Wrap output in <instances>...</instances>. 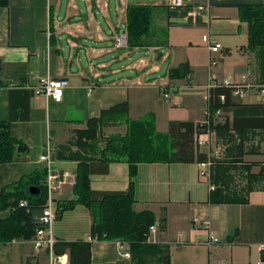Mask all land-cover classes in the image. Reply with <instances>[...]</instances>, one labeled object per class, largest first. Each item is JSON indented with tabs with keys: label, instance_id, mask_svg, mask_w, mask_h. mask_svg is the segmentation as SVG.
I'll return each mask as SVG.
<instances>
[{
	"label": "crops",
	"instance_id": "obj_1",
	"mask_svg": "<svg viewBox=\"0 0 264 264\" xmlns=\"http://www.w3.org/2000/svg\"><path fill=\"white\" fill-rule=\"evenodd\" d=\"M142 1L8 0L7 7H0V79L4 83L0 120L9 122L17 139L39 145L30 157L16 158L18 178L14 179L23 175L22 170L44 169L39 157L48 143L52 148L65 144L89 118L118 103L127 102L129 120H150L158 133H165L171 121H201L207 113L208 85L238 84L245 78L251 88L237 99L264 104L255 52L246 48L247 26L238 20L236 8L211 7L207 20L199 17L191 24L186 17L168 18L160 8L168 5L167 0ZM185 2L191 11L203 0ZM143 3L158 6L151 34L145 39L150 46L116 48L115 36L126 33L127 6ZM192 27L204 29L221 44L220 51L211 56L218 63L210 73L207 48L198 57L192 52L191 36L184 31ZM241 33L246 42L235 50L242 57L233 61L230 42ZM200 62L205 64L203 82L197 72ZM184 63L190 74L170 79L169 71ZM47 76L67 82L60 102L34 95L32 87ZM189 86L205 90L202 102ZM52 169L67 175L56 202L74 200L76 162L52 160ZM89 172L94 200L128 189L126 163L95 160ZM200 173L198 164L138 165L134 210L153 213L156 236L169 248L170 264H259L264 253V190L250 193L246 204H211ZM6 215L0 213V217ZM205 222L217 239L210 248L205 246ZM91 226L90 211L77 205L56 218L52 234L55 241L90 242L91 264H130V257L123 256L126 243L120 249L119 240H96L91 237ZM0 257L4 258L0 264H50L48 252L35 251L31 240L0 244ZM56 258L54 264H68L66 254Z\"/></svg>",
	"mask_w": 264,
	"mask_h": 264
},
{
	"label": "trees",
	"instance_id": "obj_2",
	"mask_svg": "<svg viewBox=\"0 0 264 264\" xmlns=\"http://www.w3.org/2000/svg\"><path fill=\"white\" fill-rule=\"evenodd\" d=\"M8 0H0L7 7ZM211 7L236 8L238 20L247 26V45L255 52L258 85L264 86V0H210ZM158 6L128 5L126 8V34L128 46H150L146 38L154 25ZM168 18L186 17L189 6L172 9L160 6ZM179 10V11H178ZM190 74L187 63L169 71V78L185 79ZM4 83L0 79V88ZM233 87L219 84L209 89L207 115L198 122L171 121L165 133H158L150 120L128 119L127 102L102 110L98 117L89 118L85 127L76 129L65 144L52 150L51 159L76 162L73 183L74 200L56 202L57 218L77 205L86 207L92 215L91 237L96 240L122 241L128 245L130 264H170V251L165 245L146 242L149 228L155 224L152 212H136L134 180L141 164H201L207 161L205 153L195 148V139L206 130L214 133L223 151L210 162L209 192L211 204H246L250 193L264 190V163L248 157L262 155L264 144V104L242 103L233 96ZM223 97V100L221 99ZM224 117L219 119V116ZM124 125L123 135L107 137V128ZM25 143L14 137L10 124L0 120V167L12 163L26 152ZM100 160L128 165V189L124 193H107L100 199L92 198L89 164ZM258 167V171L254 169ZM45 168L35 170L27 179L8 184L0 191V244L31 240L40 226L45 203L43 181ZM30 187L39 189L32 195ZM25 203V206H21ZM55 256H68V264H91V243L87 241H56ZM264 261V253L261 254Z\"/></svg>",
	"mask_w": 264,
	"mask_h": 264
},
{
	"label": "built area",
	"instance_id": "obj_3",
	"mask_svg": "<svg viewBox=\"0 0 264 264\" xmlns=\"http://www.w3.org/2000/svg\"><path fill=\"white\" fill-rule=\"evenodd\" d=\"M168 5L172 9H183L186 6V2L185 0H168ZM210 9V0H203L201 5L196 6L194 9L187 13V22L191 24H196L199 17H202V19L207 20L209 17ZM202 42L206 44V48L210 54L207 65L208 69H211L212 67L217 65V61L211 56L217 54L220 51L221 46L208 34L202 36ZM114 46L116 48L128 47L127 34L125 33L122 35L115 36ZM225 85L233 87V96L238 98H243L245 96L246 90L251 88L250 84L246 82L245 78H242L241 82L238 84L226 83ZM66 86L67 82L65 80L52 79L47 76L38 79L37 83L32 87V90L36 97H43L45 99L51 98L55 102H60L62 99L63 89ZM211 88H213V86H207V97L208 91ZM259 89V93L264 99V86H260ZM221 99L223 100V97ZM195 148L198 151L205 153L207 156V161L199 164V167L201 169L200 175L205 179L208 192H211L213 191V186L210 184V162L211 159L220 157L223 148L219 144H217L215 135L210 130H206L203 134L199 135L195 139ZM52 150L53 148L48 143L45 147L43 154H41L39 157V161L45 163L46 170V176L43 181L45 190V203L41 216L39 218L40 226L37 228L34 236L31 239V243L35 251L46 250L48 252L50 257V264H54L56 260H59V258H56L53 252V246L56 241L52 234V227L57 218L55 195L59 190L60 186L64 184L65 178L67 176L64 173H59L52 169ZM21 206H25V203H22ZM204 227L207 230V240L205 242V246L210 248L211 246L217 243V239L215 233L210 229L209 222H205ZM157 230L158 228L155 224L149 228L146 242L149 244L165 245L161 244L156 239ZM117 245L120 249L124 248V242L122 241H118ZM123 256L129 258V251L126 250V252L123 253ZM259 264H264V261H260Z\"/></svg>",
	"mask_w": 264,
	"mask_h": 264
},
{
	"label": "rangeland",
	"instance_id": "obj_4",
	"mask_svg": "<svg viewBox=\"0 0 264 264\" xmlns=\"http://www.w3.org/2000/svg\"><path fill=\"white\" fill-rule=\"evenodd\" d=\"M148 1H151V0H143L142 2H148ZM143 4L147 5V4H150V3H143ZM184 31L189 36H191L192 43H193V49H195V50H192V52L195 54L196 57L200 56L202 51H203V49L204 48L206 49V44L201 42L202 41V36L206 35L205 30L202 29V28L192 27V28H185ZM245 42H246V37L242 33H241V35L239 37H237L235 40L230 42L231 43L230 46H232V47H229V48H231L232 50H231V56H229V58H231L234 61L236 56L242 57L240 55V53L238 52V50H235V48L237 47L239 49L243 44H245ZM220 46H221V44H220ZM224 46H227V45H224ZM217 63H218V61H217ZM199 64H200V69L197 68V72L199 74V78L201 79V82H203V80L206 79V76H205V64H203L202 62H200ZM206 69H207V72H209L211 70V69H208V65H206ZM241 80H242V78H241ZM209 81H210V78H209ZM189 87L190 88L193 87V89L192 90H190V89H188V90H180V93H187V91L190 90V92L192 91L196 95L197 99L199 97V99L202 102V98H203V95L205 94V90L203 88H194L195 86H189ZM172 94H173L172 92L169 93V95H167V97L168 96L169 97L172 96ZM182 116L185 117L187 115L185 114V115H182ZM223 117H224V115L219 116V119L222 120ZM116 127L117 128L112 127V128L105 129L103 131L104 136L107 137L109 135H114V134L123 135L126 132V127L125 128L118 127V126H116ZM23 143H25V142H23ZM25 145L27 147V150H26V152L20 154L19 157H22V158L30 157L34 153V151H36V148L39 146L38 143H31V142H26ZM41 147H43V145H41ZM45 147H44V150H45ZM261 151H262V155L257 156V157H248V159L257 161V162H259V164L264 163V144H262V146H261ZM15 160L12 163H8V164L2 165V167L0 168V191L2 190L3 187L7 186L10 183H15V182L19 181L20 179L29 178L32 175V173L35 171L34 170V171L30 172V173H27L25 170H22L21 172L23 173V175H20V178L18 180L14 179L15 175L17 177V173L15 171V168L17 169V166H15L17 162L14 163ZM36 170L39 171L41 169H36ZM254 170H256V168ZM7 182H8V184H5ZM156 239L158 240L157 236H156ZM127 247H128V245H127ZM1 260H4V258L0 257V261Z\"/></svg>",
	"mask_w": 264,
	"mask_h": 264
},
{
	"label": "water",
	"instance_id": "obj_5",
	"mask_svg": "<svg viewBox=\"0 0 264 264\" xmlns=\"http://www.w3.org/2000/svg\"><path fill=\"white\" fill-rule=\"evenodd\" d=\"M29 192L32 194V195H36L39 193V189L35 188V187H30L29 188Z\"/></svg>",
	"mask_w": 264,
	"mask_h": 264
}]
</instances>
